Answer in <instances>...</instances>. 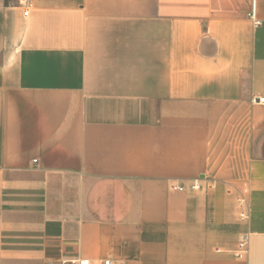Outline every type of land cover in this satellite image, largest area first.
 <instances>
[{"label": "crops", "instance_id": "obj_1", "mask_svg": "<svg viewBox=\"0 0 264 264\" xmlns=\"http://www.w3.org/2000/svg\"><path fill=\"white\" fill-rule=\"evenodd\" d=\"M262 97L264 0H0V264H264Z\"/></svg>", "mask_w": 264, "mask_h": 264}, {"label": "built area", "instance_id": "obj_2", "mask_svg": "<svg viewBox=\"0 0 264 264\" xmlns=\"http://www.w3.org/2000/svg\"><path fill=\"white\" fill-rule=\"evenodd\" d=\"M28 11L25 12L27 14ZM250 17L253 19L255 24H259L260 21L256 20L254 17V11L250 14ZM258 101L260 103H264V97L259 98ZM37 162V160H35ZM200 184L196 182L193 185L194 189L200 188ZM249 240L250 237L249 235H245L241 238L240 243H239V251L237 253V264H248V245H249ZM79 264H137L133 262H128L124 260H118V259H113V258H105L101 260H92L90 258H85L81 261H79Z\"/></svg>", "mask_w": 264, "mask_h": 264}]
</instances>
